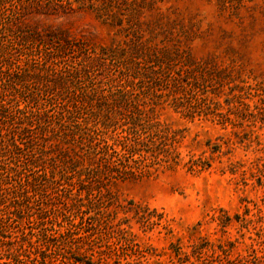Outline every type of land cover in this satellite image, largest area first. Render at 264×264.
<instances>
[{
	"label": "trees",
	"instance_id": "16d2710c",
	"mask_svg": "<svg viewBox=\"0 0 264 264\" xmlns=\"http://www.w3.org/2000/svg\"><path fill=\"white\" fill-rule=\"evenodd\" d=\"M164 2L0 0V239L13 229V217L26 214L31 230L40 229L29 233L36 241L26 240V230H21V235L9 237L6 247L0 246L7 264L21 262L19 248L26 241L39 264H57L47 260L49 251L72 264L82 261L69 257L70 253L90 255L91 264H162L158 259L162 256H168L167 264H182V255L189 258L179 242L172 243L169 252L141 250L130 231L131 220L114 217L137 216L141 205L119 204L110 186L179 166L194 174L209 170L211 160L191 155L185 161L179 151L184 131L162 117L172 111L191 122L210 120L223 127L241 119L251 127L259 123V130H264V84L241 85L246 82L236 69L230 67L232 75L231 70L213 69L210 60H193L188 48L194 39L188 36L182 44L185 35L177 30L175 20L165 22L162 15L146 18ZM218 2L232 16H239L245 5L244 0ZM85 12L116 32L114 45L96 49L65 31L43 33L26 26L28 19ZM48 49L51 52L32 64L35 53ZM70 63L75 65L74 74ZM81 77L84 87L79 88L76 82ZM208 82L229 88L224 104L219 101L220 92L201 88ZM35 86L61 94L57 101L44 104L42 97L26 93L30 87L36 90ZM69 89L80 95L66 97ZM249 136L251 142L254 136L264 154L258 131H249ZM216 147L214 152L220 149ZM255 171V187L264 189V164ZM260 201L253 202V208L245 205L242 214L233 216L219 209L221 215L212 217L219 232L229 234L228 228L237 223L238 236L211 244V262L188 260L187 264H264V193ZM59 217L71 218L64 231L48 226ZM135 220L140 225H159L149 216ZM81 225L82 232H76ZM245 230L254 236L246 237ZM49 231L62 239L59 245L51 244ZM75 235L88 250L75 245ZM96 238L115 243L96 250ZM245 238L251 242L247 244ZM198 240L208 243L206 237ZM38 242L42 251L36 248ZM239 244H245L246 254L232 258Z\"/></svg>",
	"mask_w": 264,
	"mask_h": 264
},
{
	"label": "rangeland",
	"instance_id": "374dc122",
	"mask_svg": "<svg viewBox=\"0 0 264 264\" xmlns=\"http://www.w3.org/2000/svg\"><path fill=\"white\" fill-rule=\"evenodd\" d=\"M164 1V3H159L158 9L149 12L146 18L162 15L161 19L164 18L165 22L167 18L175 20L178 24L177 30H181L185 35L180 40L181 43L185 44L188 36L190 39H194L188 48V54L193 60L196 62L210 60L213 69L231 70L232 75L235 74L233 70L236 69L239 72L237 74L246 82L241 85L264 84V0H244L245 5L239 16H232L231 12L222 10L218 6V0ZM27 25L43 33H46L47 29L65 31L74 39L90 42L96 49L99 46L114 45L117 37L114 30L103 25L94 14L89 12L28 19L26 20ZM49 52L51 50L48 49L44 53H35L32 64L34 60L38 63L41 60L40 56ZM14 59L16 58L14 57ZM70 66H73L69 70L74 74L75 65L70 63ZM99 73L97 74L99 75ZM82 80V77L77 79L76 83L79 88L84 87ZM206 86H208L207 90L220 92L219 101L222 104L225 103L226 96L231 94L228 87L222 88L211 82L201 84V88ZM35 87H37L36 90L34 87H30L31 90L28 89L26 93L36 98L41 99L42 97L44 100H41V103L44 104L50 99L57 101L61 94V91L58 90H49L41 86ZM43 89L48 93H45ZM66 91L68 98L80 95V92H75L72 89ZM256 101L257 99L254 100V102ZM162 119L171 123L175 129L184 131L185 139L181 143L179 151L185 161L194 155L211 160L212 167L200 174H194L179 166L172 170H160L136 180L118 182L110 186L112 195L119 204L127 206L129 201H134L141 205V208L137 210L139 211L137 216L134 213L127 215L120 213L114 217L118 219L127 217L131 220L130 231L136 235L135 243L141 250L155 249L158 253L169 252L171 244L179 242L182 251L189 255V258L183 255L180 257L179 260L182 264H187L188 260L209 263L214 260L208 256L211 254V244H219L218 239L227 240L230 238L234 240L238 236L239 225L237 223L228 228L229 234L223 235L219 232L217 222L212 220V217L221 215L219 209H224L233 216L242 214L245 205L253 208V202L261 204L260 199H262L264 189L255 187L256 181L252 176H255V167L264 164V154L259 151L260 147L254 136L251 138L253 142L250 141L249 131H258L264 143V130H259L261 126L259 123L256 127H251V123L241 119H236L235 125L228 124L227 127L210 120L191 122L172 111L166 112ZM239 139H242L243 142L239 143ZM216 146H220V149L214 152ZM231 169L235 170V174ZM38 208L36 207V212H38ZM23 216L13 217V229L5 234L6 238L0 239L1 247H6L5 243L14 233L21 235V230H26V240L28 238L37 240L29 233L37 234L40 229L31 230L26 214ZM139 216H149L159 225H140L135 220ZM69 219L71 218H53L52 224L48 226L64 231L69 225ZM198 224L201 225L198 227L196 235L190 238L193 229ZM80 230L82 232V225L76 232ZM251 232V230L250 232L246 231V237L254 236ZM48 234L52 235V245H59L62 242L55 231H49ZM201 236L206 237L208 243L198 240ZM75 238V245L80 247L84 245L88 250L83 241L78 239V235H75ZM245 242L249 244L251 241L245 238ZM112 243L115 241L96 238L93 246L96 250H101L106 249V246ZM40 244L42 243L38 242L35 245L38 250L42 251ZM215 248L218 250L217 247ZM245 248V244H239L237 249H233L231 257L234 258L238 254L245 255ZM30 250L27 241L24 242L23 246L19 248L21 262L18 264H39L38 255ZM48 253L47 260L55 261L57 264H72L63 263L61 255L57 252L49 251ZM70 256L82 261L77 264H91L90 255L70 253ZM97 257L98 255L95 258ZM158 259L162 264L168 263V256ZM8 262L9 260L3 257V253L0 252V264Z\"/></svg>",
	"mask_w": 264,
	"mask_h": 264
}]
</instances>
